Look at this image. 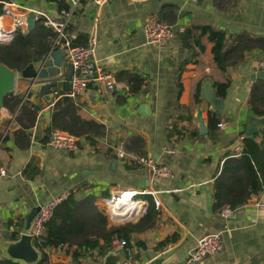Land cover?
I'll return each mask as SVG.
<instances>
[{"label": "crops", "instance_id": "obj_1", "mask_svg": "<svg viewBox=\"0 0 264 264\" xmlns=\"http://www.w3.org/2000/svg\"><path fill=\"white\" fill-rule=\"evenodd\" d=\"M8 3L0 16L5 20L4 30L16 26L27 32L30 11L56 21L63 17L55 2ZM151 18L174 27L173 37L161 48L144 41L143 26ZM179 27L183 29L179 31ZM209 30L224 36V72L215 62ZM65 31L74 37L78 32L89 37L94 31L93 59L115 81L111 95L103 83L95 81L70 96L78 115L101 124L104 133L94 143L80 137L75 151L52 147L46 134L54 95L47 101L34 93L25 99L40 108L29 129V147L21 150L13 141L19 108L15 113L0 108V168L6 171L0 175V240H12L14 234L26 232L27 213L65 190H70L69 196L75 200L92 196L93 210L103 213V197L114 189L133 187L141 192L139 199L148 203V212L143 229L131 239L132 252L125 255L124 262L150 263L147 254L135 246L136 240L154 249L157 256H165V246L173 248L183 241L176 250L181 261L199 238L215 233L221 236L222 249L191 264H264V207L254 204L264 202V190L230 209L228 215L222 214L223 208L214 207L213 196L224 160L241 153L245 129L255 125L257 141L264 129V71L258 67L264 60V0H110L101 7L92 0H81ZM50 41L53 45L54 38ZM132 76L141 82L134 92L128 83ZM226 78L230 86L221 98L215 94L214 83ZM27 85L16 80L12 93L25 100ZM197 88L199 102L194 100ZM68 92L59 94L69 96ZM211 94L222 99V113L214 109ZM252 95L263 112L251 108ZM143 104L147 111H139ZM209 115L223 123L215 129V139L209 135ZM177 129L188 133L197 129L198 136L176 140ZM169 132L174 135L168 141ZM6 135L9 138L3 142ZM121 146L127 155L117 157L115 150ZM141 155L168 166L172 174L152 177L147 167L137 162ZM167 188L180 190L160 192ZM153 191L161 200L158 209L152 203ZM106 220L109 226L121 224ZM166 238L170 239L161 246ZM73 249L64 245L46 252L50 261L54 257L56 262H71ZM80 261L101 264L102 256L92 251Z\"/></svg>", "mask_w": 264, "mask_h": 264}, {"label": "trees", "instance_id": "obj_2", "mask_svg": "<svg viewBox=\"0 0 264 264\" xmlns=\"http://www.w3.org/2000/svg\"><path fill=\"white\" fill-rule=\"evenodd\" d=\"M56 3L58 12L68 10L66 0H47ZM10 0H0V16L4 14V3ZM204 31V28L202 29ZM56 33L52 27L45 25L44 18L39 16L34 21V26L29 31H21L19 27L14 30L13 38L8 43H0V62L11 69L20 71L31 61H37L50 51L55 49L51 39ZM209 37L213 40L214 59L221 71H225L222 48L224 36L218 32L209 30ZM87 34L78 32L72 41V45H83L87 42ZM139 77L132 76L129 80V90L136 91L140 87L137 81ZM230 80L225 79L215 82V94L225 97ZM254 91V90H253ZM195 102H199L198 88L194 93ZM253 95L250 105L256 112H263L256 107ZM3 107L9 112L15 113L19 108L14 120L18 127L13 131V141L18 149L26 150L30 144L29 129L33 126L37 111L40 106L27 99L22 100L18 93H8L3 98ZM217 119L213 115L208 117L209 135L215 139L214 131L217 128ZM53 130L67 131L75 136L84 137L94 143V139L103 135V126L93 120L82 119L77 113V105L70 96H61L55 101L50 116L49 128L46 138L49 140ZM176 140L180 138H196L197 129L190 133L177 129ZM172 131V130H170ZM260 139L257 141L253 136H246L242 139V149L239 157L227 156L224 160L219 175L214 182V207L222 209L227 207L235 210L245 204L251 195L264 190V129L260 130ZM174 135L169 132L167 140ZM4 136L3 142L8 140ZM92 196L82 200H75L71 195L62 201L53 211L50 220L46 223L44 233L40 238H34L33 244L40 252L37 264H82L80 257L86 253L95 251L97 256H103L111 248V239L120 237L131 242L134 234L143 229L142 224L147 218V212L136 222H125L119 225H107L106 216L103 213H96L91 206ZM19 234H14L11 239L15 240ZM170 238L161 242L164 246ZM73 240L75 242L73 243ZM102 240V242H100ZM67 245L74 247L71 262H51L47 248H57ZM0 264H21L18 261L8 260L0 257Z\"/></svg>", "mask_w": 264, "mask_h": 264}, {"label": "built area", "instance_id": "obj_3", "mask_svg": "<svg viewBox=\"0 0 264 264\" xmlns=\"http://www.w3.org/2000/svg\"><path fill=\"white\" fill-rule=\"evenodd\" d=\"M81 0H68V10L61 11V21H56L49 18L44 13H38L36 19L41 16L44 18L45 25L53 28L56 33L54 38L53 47L62 48L64 50V63H71L72 76L71 90L68 92L69 96H76L81 91L86 89L90 84L95 81L104 84L105 92L111 95L115 89V81L112 75L104 70L94 61L93 54L95 49V33L94 31L87 38V42L83 45H72V41L75 38L73 34H67L65 29L67 26V20L71 13L76 9ZM97 7H101L110 0H92ZM5 4V3H4ZM11 4V3H7ZM16 26H13L10 30H4L2 28L1 40L11 41L13 38L14 30ZM181 31L183 28H177ZM144 41L148 44H154L158 47H163L165 42L173 37L175 32L174 27L157 18L148 19L143 26ZM258 67L264 71V60L258 63ZM63 79L61 75L59 79ZM54 99L53 104L59 98L58 91H53ZM17 114V113H16ZM15 114V115H16ZM217 126L222 127L223 123H217ZM79 136H75L67 131L53 130L50 133L48 143L60 150L75 151L78 149ZM117 157H124L127 155L125 149L121 146L115 150ZM137 162L147 167L152 177L170 176L172 174L171 169L166 165L156 163L149 156H138ZM6 171L0 168V175H5ZM194 184H190L192 187ZM180 189L167 188L160 192L166 194H173ZM70 190H65L58 195L52 197L50 200L40 204V208L33 218L30 228L27 231L32 238H40L45 229L46 223L50 220L54 209L70 195ZM141 192L133 187H122L120 189H114L110 193L101 199V209L105 216L115 224L125 222H136L140 219L147 210L148 203L145 200L139 199ZM152 203L155 208H160L161 200L153 191L151 192ZM256 207H264V202L256 201ZM223 215H228L230 209L225 207L222 209ZM112 250L123 249L126 255H130L132 252L131 243L126 239L120 237H113L111 239ZM222 249V240L219 234L211 233L199 238L196 245L188 251L181 261H172L170 264H191L194 261H198L206 256L217 254ZM150 262V261H149ZM128 264V262H124Z\"/></svg>", "mask_w": 264, "mask_h": 264}, {"label": "water", "instance_id": "obj_4", "mask_svg": "<svg viewBox=\"0 0 264 264\" xmlns=\"http://www.w3.org/2000/svg\"><path fill=\"white\" fill-rule=\"evenodd\" d=\"M36 12L30 11L27 14L26 30L29 31L34 26ZM64 50L60 47L51 49L43 58L37 61L29 62L20 71L14 70L0 62V108L3 107V98L12 92L15 87L16 80L25 81L26 87L25 98H30L34 93L39 94L45 100L51 101L53 91L61 92L63 90H71L72 65L64 63ZM63 79H59L60 76ZM210 100L214 109L222 113V99L211 94ZM147 111V105L140 106L139 111ZM264 123V120H263ZM257 131L255 125L245 129L246 136H253ZM205 132L202 126L201 133ZM40 208V204L34 206L25 216L24 230L15 240H0V256L1 258L18 261L21 264H37L40 258L39 250L33 244L32 236L27 232L30 224ZM135 246L140 247L149 257V264H170L172 261L179 260L176 250L183 244L179 243L173 248L164 247L165 256H157L154 249L148 248L142 240H136ZM126 252L123 249L110 250L102 256L101 264H124ZM51 262H56L52 259ZM60 262V261H59Z\"/></svg>", "mask_w": 264, "mask_h": 264}, {"label": "bare ground", "instance_id": "obj_5", "mask_svg": "<svg viewBox=\"0 0 264 264\" xmlns=\"http://www.w3.org/2000/svg\"><path fill=\"white\" fill-rule=\"evenodd\" d=\"M5 25V20L4 18L0 17V38H2V28L4 27Z\"/></svg>", "mask_w": 264, "mask_h": 264}, {"label": "rangeland", "instance_id": "obj_6", "mask_svg": "<svg viewBox=\"0 0 264 264\" xmlns=\"http://www.w3.org/2000/svg\"><path fill=\"white\" fill-rule=\"evenodd\" d=\"M5 26V25H4ZM10 41L1 40L0 43H8Z\"/></svg>", "mask_w": 264, "mask_h": 264}]
</instances>
